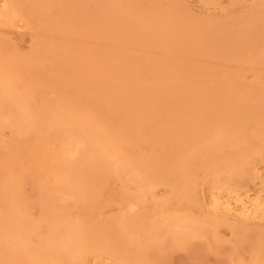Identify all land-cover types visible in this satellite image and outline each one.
Returning <instances> with one entry per match:
<instances>
[{
	"label": "rangeland",
	"instance_id": "374dc122",
	"mask_svg": "<svg viewBox=\"0 0 264 264\" xmlns=\"http://www.w3.org/2000/svg\"><path fill=\"white\" fill-rule=\"evenodd\" d=\"M11 1L13 2L10 3L9 8H17L16 13L15 8H11L14 11L9 10V12H14V16L18 12L19 15L17 18L14 17V23L7 21L9 24L6 21L4 23V19L2 21L0 18V74L5 73V70L8 73L9 68L12 69L8 74L16 91L21 94L26 93V106L31 108L33 118L27 121L28 123L23 122L24 124L20 120L21 125H19L20 118L16 115L15 107L9 106L7 101H4L6 105L4 102L0 103V228L8 227L10 220L20 216L19 214L24 220L27 218L26 221L29 220V224L26 226V233L21 234L25 235L23 238L25 245L21 240V247L26 246V249L29 247V252L20 249L22 254L16 258L14 256L12 261L9 256H7L9 260L4 256L5 252L13 250L15 239L21 237L19 233L17 236L14 229L8 227L4 230L5 237H1L3 242L0 240V243L2 242L0 264H58L57 256L48 258L45 251L43 256L42 249H38L45 243L49 230V219L46 220L44 212L50 215V218L57 220L62 227H69L76 220V223H79L84 241L88 246L84 244L86 249L82 247L71 255L72 258L76 256L72 264H77V261L78 264H116V260L112 259L113 254L111 259H108L107 255L110 258V253L117 251L116 257L120 261L116 258L119 262L117 264L123 261L127 264L133 259L136 261H133V264H144V261L146 264H254L251 261H254L255 253L263 262L264 2L262 1L264 0H206L208 4L204 0L202 2L201 0H124V2L121 0L120 8H128V11L125 10L127 15L134 12L129 16H133L130 20L126 14H123L126 16L123 19L124 11L119 12L120 14L117 12L118 5L110 6L109 1L112 3L113 0H32L31 3L28 0ZM116 2L117 0L115 4ZM110 7L115 9L110 10ZM55 9L56 12H54ZM140 16L141 18L144 16L142 20ZM149 22L152 25H149ZM214 27L218 28L214 29ZM227 106L228 111L231 112L230 119L220 115L217 110ZM200 115L202 117L197 120L195 116ZM57 117L71 120L80 117L83 121L91 122L89 124L96 127V130L98 128V132L102 134L101 142L97 143V139H90L91 145L95 146L97 143L96 147L101 149L108 147V154L115 151V156L120 153L119 158H126V162L125 158L120 159V164L125 168L122 166L123 169L121 168L119 172L106 173L107 170L99 169V171L98 168L97 171V165H94L92 169L86 167L87 169L80 172L79 179L82 180V186L84 185L82 189L87 190L86 192L83 190L87 197L84 192L81 196L73 197L66 191L69 180L63 155L78 146L81 136L75 137L65 131H59L55 122ZM196 120L201 124L196 123ZM212 121L214 122L211 123ZM210 124L217 125V128L223 132L222 139H219V141L222 140L221 145L218 141L215 143L216 146L212 143L217 149L212 144L209 146V142L208 147L205 145L207 148L203 146L208 136L214 131V128L209 130L208 126L213 127ZM222 126H225L224 130ZM163 129H168V132ZM192 131H195L194 134ZM186 132L189 136L183 135ZM183 141L188 143L187 146L185 144L181 147ZM112 142H115V146L118 147L115 148ZM178 142L180 144H177ZM105 143H108L106 147ZM110 144L114 146L113 150ZM192 144L195 157L194 155L189 156L191 159L188 157L189 164L192 166L186 160L184 169L188 177L194 175L190 180L195 193L193 201L190 200L187 206V203L182 204L176 201L180 193V185L176 179L177 171L173 158L181 152L180 150L191 147ZM104 150L106 153V149ZM241 153H243L241 160L245 162L247 159L248 163H253L250 165L245 162L243 165V161L240 160V164L235 165L237 168L239 165L240 172L246 169L247 177L246 174L243 175L245 172L241 174L233 166L234 160L240 159ZM250 153L256 160L252 156V160L248 159ZM257 153H260L262 157L259 156L258 159ZM245 154H249V157ZM243 156L248 158L243 159ZM123 162L131 163L130 167L126 168ZM134 162L135 165L132 164ZM142 162L145 165L141 164ZM168 163L172 164L167 165ZM131 165L135 170L139 167L136 172L141 169V174L140 172L138 174L139 179L135 173L131 172L134 170ZM228 165L236 168L234 170L238 172L230 169ZM145 166L150 167L147 169L148 172ZM186 166H189V171L186 170ZM96 171L106 174L92 173ZM221 172L223 177L224 173L225 176L231 174L232 179L228 176L223 178ZM233 172L240 173L239 176H244L247 182L243 178H235L238 175ZM250 174L255 175V178ZM150 176L154 179L157 176L156 181L160 183L151 192L146 187V179ZM225 178L229 179L227 181L233 180V184L232 181H230L231 184L227 182L226 185L223 184L224 187H221V190L220 186ZM218 179L223 180L221 184L219 183L220 186ZM213 184L215 185L212 186ZM85 186H88L87 189ZM215 187H219L220 190ZM211 189L216 190L221 197V205L217 208L214 207L213 201L211 204L217 214L212 212L214 209L209 205L213 199V195H210L211 191L213 194L216 193ZM4 190L9 191L5 193ZM133 196H139L143 200L131 209L128 203ZM10 199L11 202L14 201V204L8 203ZM232 199L237 200L239 204L234 203ZM245 201L251 208L253 204L261 202L262 209L252 215H246L239 207L241 202ZM11 204L14 208L16 206V212L10 207ZM227 205L230 206L227 207ZM20 208L23 215L19 211ZM130 211H132L131 219L128 220L126 227L123 225L126 223L122 224V228H126L122 230L115 221L120 214H123L122 212L125 214L123 217L129 218ZM185 211L190 212L187 214L188 217L194 216L195 219L186 216V220H191L187 222L184 219L185 215L180 214L181 212L186 214ZM10 214L15 217L9 216ZM171 215H178L179 220ZM211 215L219 219L222 215V221L218 224L216 222L218 219L214 218V220ZM224 218L229 219L228 222L233 224L234 228L236 226L235 231H232L234 229L230 227L232 226L230 223H228L229 226L225 224ZM4 220L8 222L5 224ZM174 220L179 224H175ZM180 220L183 223H180ZM204 220L211 221L213 225L207 223L208 226L203 223ZM197 224H201L198 229L200 232L196 230L198 232L194 233L193 230ZM176 225H180L179 228L183 227L184 230L181 231ZM177 228L179 229L177 232L180 231L179 234H181L180 238L182 235L187 238L186 240L183 238L184 244L176 243V238L172 239V234L168 231ZM111 231L115 234L113 235ZM123 231L125 234H131L127 240ZM27 236L29 238L25 239ZM88 237L90 240L87 239ZM171 239L172 241H169ZM103 244L105 245L102 246ZM107 247L110 249L105 250L108 249ZM121 247L123 250L120 249ZM134 247L137 249L135 250ZM14 250L19 249L15 247ZM257 250L262 253L256 252ZM82 251H85V254ZM123 251L128 254L125 253L124 256ZM139 253L141 255H138ZM130 255L134 258L129 257ZM52 259L54 261H50ZM69 263L70 260H68Z\"/></svg>",
	"mask_w": 264,
	"mask_h": 264
},
{
	"label": "bare ground",
	"instance_id": "6f19581e",
	"mask_svg": "<svg viewBox=\"0 0 264 264\" xmlns=\"http://www.w3.org/2000/svg\"><path fill=\"white\" fill-rule=\"evenodd\" d=\"M17 1V0H16ZM28 1H30V3L31 2H33L32 0H28ZM28 1H24V2H28ZM98 1V0H97ZM104 1V0H103ZM102 1V2H103ZM120 1L121 0H117V2H116V4H115V0H113L112 1V3H111V1H109V4H110V6L112 5H118V6H116V8L118 9V7H119V9H118V13L119 12H122V11H124V12H122V15L123 14H126V12H125V10L126 11H128L127 9L128 8H120V7H122V5L120 4ZM158 1H160V0H158ZM175 1V0H174ZM204 1H206V0H204ZM208 1V0H207ZM206 1V2H207ZM244 1V0H243ZM11 2H13V1H8V0H0V18H2V21H3V19H4V23H5V21L7 22V21H9V22H11V23H14V17H16L17 18V15H19L18 14V12H17V15H13L14 14V12H12V11H14V10H12L11 8H15V7H11V8H9V5H10V3ZM14 2H15V0H14ZM100 2V1H99ZM123 2H124V0H123ZM122 2V3H123ZM200 2H202V0L200 1ZM262 2H264V1H262ZM262 2H260V4H262ZM156 3V2H155ZM177 3V2H176ZM13 4V3H12ZM107 4V3H106ZM109 4H107L106 6H108L109 7ZM120 4V5H119ZM207 4H208V2H207ZM206 4V5H207ZM18 5V4H17ZM33 5H35V4H33ZM54 5V4H53ZM100 5V4H99ZM105 5V4H104ZM103 5V6H104ZM126 5V4H125ZM161 5V4H160ZM50 6H52V5H50ZM55 6V5H54ZM105 6V7H106ZM114 6V7H115ZM211 6V5H210ZM217 6V5H216ZM47 7V6H46ZM104 7V8H105ZM114 7H110V10H112V9H115ZM123 7H125V6H123ZM130 7V6H129ZM212 7V6H211ZM17 8V7H16ZM16 8H15V13H16ZM54 8V7H53ZM112 8V9H111ZM258 8H260V6L258 7ZM262 8V7H261ZM47 9V8H46ZM52 9V8H51ZM61 9V8H60ZM171 9V8H170ZM9 10H12L11 12H9ZM19 10H20V8H19ZM48 10V9H47ZM46 10V13L49 11H47ZM53 10V9H52ZM87 10V9H86ZM108 10H109V8H108ZM130 10H131V8H130ZM259 10V9H258ZM17 11H18V9H17ZM83 11V10H82ZM105 11V13H106V10H104ZM114 11V10H113ZM172 11V10H171ZM50 13H51V11H49ZM54 12H56V9H55V11ZM58 12V11H57ZM81 12V11H80ZM116 12V11H115ZM132 12V11H131ZM41 13V12H40ZM110 13H111V11H110ZM114 13V12H113ZM117 13V14H118ZM128 13V12H127ZM130 13V12H129ZM132 13H134V12H132ZM131 13V14H132ZM169 13V12H168ZM172 13V12H171ZM260 13V12H259ZM263 13V12H262ZM22 14V13H21ZM20 14V15H21ZM42 14H43V12H42ZM52 14H54V13H52ZM56 14V13H55ZM69 14V13H68ZM120 14V13H119ZM131 14H129V15H127L128 16V18H129V20L131 19V18H133V16H131V17H129ZM47 15H49V14H47ZM61 15V14H60ZM113 15H115V14H113ZM257 15V14H256ZM260 15V14H259ZM22 16V15H21ZM41 16V15H40ZM39 16V17H40ZM50 16H52L51 14H50ZM50 16H49V18H50ZM90 16V15H89ZM120 16V15H119ZM124 16V15H123ZM123 16H121V17H123ZM152 16V15H151ZM173 16H174V14H173ZM260 16H263V14L262 15H260ZM260 16H258V17H260ZM22 17H26V16H22ZM43 17V16H42ZM58 17H60V16H58ZM117 17V16H116ZM125 17L126 16H124V18L123 19H125ZM144 17V16H143ZM143 17L141 18V16H140V18H141V20L143 19ZM171 17V16H170ZM15 18V19H16ZM44 18H47V19H49L48 17H44ZM43 18V19H44ZM53 18V17H52ZM51 18V19H52ZM56 18H57V16H56ZM110 18V17H109ZM118 18V17H117ZM116 18V19H117ZM138 19H139V17H137ZM172 18V17H171ZM174 18V17H173ZM19 19H20V16H19ZM25 19V18H24ZM27 19V18H26ZM25 19V20H26ZM137 19V20H138ZM150 19V18H149ZM169 19V18H168ZM250 19V18H249ZM251 19H253L252 17H251ZM260 19V18H259ZM23 20V19H22ZM55 20V19H54ZM121 20V19H120ZM136 20V21H137ZM174 20V19H173ZM261 20V19H260ZM13 21V22H12ZM24 21V20H23ZM111 21V20H110ZM114 21V20H113ZM127 21V20H126ZM170 21V20H169ZM262 21V20H261ZM9 22H7L8 24H9ZM43 22V21H42ZM138 23H140V20H138L137 21ZM151 22V21H150ZM149 22V23H150ZM168 22V21H167ZM248 22H249V20H248ZM253 22V21H252ZM251 22V23H252ZM49 23V22H48ZM119 23V22H118ZM152 23V22H151ZM149 24V25H152V24ZM254 23V22H253ZM264 23V22H263ZM263 23H261V24H263ZM199 24H200V22H199ZM250 24V23H249ZM248 24V25H249ZM254 24H256V23H254ZM0 25H1V23H0ZM197 25V24H196ZM222 25V24H221ZM252 25V24H251ZM260 25V24H259ZM12 26H13V24H12ZM148 26V25H147ZM146 26V28H148ZM217 26V25H216ZM250 26V25H249ZM249 26H248V28H249ZM257 26V25H256ZM138 27V26H137ZM142 27V26H141ZM150 27V26H149ZM157 27V26H156ZM168 27V26H167ZM212 27V26H211ZM226 27V26H225ZM251 27V26H250ZM130 28H132V27H130ZM143 28H145L144 26H143ZM196 28V27H195ZM216 28H218V27H214V29H216ZM221 28V27H220ZM244 28V27H243ZM242 28V29H243ZM245 28H246V26H245ZM252 28V27H251ZM250 28V29H251ZM253 28H255V26H253ZM198 29V28H197ZM160 30V29H159ZM180 30V29H179ZM187 30V29H186ZM190 30V29H189ZM188 30V31H189ZM224 30V29H223ZM241 30V29H240ZM245 30V29H244ZM178 31V30H177ZM198 31V30H197ZM213 31H215V30H213ZM236 31H237V29H236ZM247 31V30H246ZM160 32V31H159ZM163 32V31H162ZM181 32V31H180ZM219 32V31H218ZM165 33V32H164ZM175 33H176V31H175ZM179 33V32H178ZM177 33V34H178ZM207 33V32H206ZM211 33H214V32H211ZM159 34V33H158ZM160 34H161V32H160ZM176 34V35H177ZM191 34V33H190ZM198 34H200V33H198ZM244 34V33H243ZM207 35V34H206ZM156 36V35H155ZM161 36V35H160ZM180 36V35H179ZM183 36V35H182ZM176 37V36H175ZM194 37V36H193ZM198 37H200V36H198ZM202 37V36H201ZM249 37V36H248ZM251 37V36H250ZM252 38V37H251ZM200 39V38H199ZM198 40V39H197ZM206 40V39H205ZM195 42V41H194ZM222 42V41H221ZM232 44H234V43H232ZM224 45V44H223ZM229 45H231V43L229 44ZM220 47H221V45H220ZM35 48V47H34ZM218 48V47H217ZM22 58V57H21ZM72 59V58H71ZM36 60V59H35ZM19 61V60H18ZM15 62H16V60H15ZM30 62V61H29ZM14 65H15V63H13ZM70 64V63H69ZM2 66V65H1ZM5 65H3V67H4ZM9 68V67H8ZM7 68V69H8ZM6 69V68H5ZM14 70V69H13ZM8 71V70H7ZM9 71L11 72L12 71V69L10 70V68H9ZM10 72H8V73H10ZM7 72H6V70H5V73H1L0 74V103H2V102H4V101H7L8 103H9V106H13V107H15V109H16V115L18 116V118H20L19 119V125H21L20 124V120L22 121V123L23 122H27V121H29L31 118H33V114H32V112H30V110H31V108L29 109V108H27L28 106H26L27 104H26V102H27V95H25V94H21V93H18L17 91H16V88H15V86L13 85V83H12V80H11V76H10V74H8ZM13 73V72H12ZM11 73V74H12ZM16 73V72H15ZM228 76V75H227ZM227 76H225V77H227ZM231 76V75H230ZM229 76V77H230ZM226 79V78H225ZM231 79V78H230ZM236 82V81H235ZM233 83V82H232ZM228 86H230V85H228ZM233 94V93H232ZM229 95H230V93H229ZM235 95V94H234ZM244 99V98H243ZM240 101V100H239ZM242 101V100H241ZM246 101V100H245ZM5 103V102H4ZM5 105H6V103H5ZM246 105V104H245ZM244 106V105H243ZM249 106V105H248ZM58 107V106H57ZM69 107H71V106H69ZM68 107V108H69ZM222 107V106H221ZM41 108V107H40ZM43 108V107H42ZM64 108V107H63ZM228 108V106L226 107V108H221V109H217L218 111H219V114L220 115H222V116H224V117H226V118H229L230 119V117H231V112L230 111H228L229 109H227ZM48 109V108H47ZM62 109V108H61ZM66 109V108H65ZM64 109V110H65ZM74 109V108H73ZM72 108H71V110H73ZM213 109V108H212ZM244 109H246V108H244ZM57 111H58V109H56ZM75 110V109H74ZM207 110V109H206ZM205 110V111H206ZM251 111V110H250ZM56 112V111H55ZM67 112V111H66ZM73 112H75V111H73ZM37 113V112H36ZM68 113V112H67ZM206 113V112H205ZM214 113H216V112H214ZM218 113V112H217ZM236 113V112H235ZM40 114V113H39ZM70 114V113H69ZM233 114V113H232ZM38 115V114H37ZM44 114H42V116H43ZM75 115H78V114H76L75 113ZM214 115V114H213ZM241 115H242V113H241ZM258 115V114H257ZM256 115V116H257ZM35 116H36V114H35ZM41 116V115H40ZM55 116V115H54ZM80 116V115H79ZM193 116H194V114H193ZM208 116V115H207ZM217 116V115H216ZM259 116V115H258ZM56 117V116H55ZM62 117V116H61ZM77 117V116H76ZM196 118H197V120L200 118V117H202L201 115L200 116H195ZM218 117V116H217ZM216 117V118H217ZM221 117V116H220ZM247 117V116H246ZM37 118V117H36ZM66 118V117H65ZM70 118H72V116L70 117ZM213 118V117H212ZM219 118V117H218ZM259 118V117H258ZM152 119V118H151ZM222 119V118H221ZM220 119V120H221ZM256 119V118H255ZM33 120V119H32ZM87 120H89V119H87ZM197 120H196V123H198V124H201V123H199V122H197ZM213 120V119H212ZM227 120V119H226ZM258 120V119H257ZM153 121V120H152ZM191 121H192V119H191ZM202 121V120H201ZM206 121H208V120H206ZM217 121H219L218 119H217ZM234 121H236L235 119H234ZM252 121V120H251ZM250 121V122H251ZM259 121V120H258ZM55 122H56V125H57V128H58V130L59 131H65L66 133H68L69 135H74L75 137H76V135H79V137H80V140L78 141V146H76L71 152H68V153H66V154H64L63 155V162L65 163V165H66V169H67V175H68V180H69V182H67V186H66V191L67 192H69V193H71L72 194V196L74 197V195H76V196H81V194L85 191V189H82V187L84 186H82V180H80L79 178H80V172H82L83 170H85V169H92V167H94V165L96 166H98V167H96V170H97V168H98V170L100 169V170H102V171H106V173H110V172H119V170L122 168V166L123 165H121L120 164V162H121V160L122 159H124L125 157H123V158H119L118 157V155L120 154V153H118V155L117 156H115L116 154H115V151L111 154H108V147L107 148H104V149H106V153H105V150L104 149H101V148H97L96 147V144L97 143H99V142H101L100 140V138H101V133H99L98 132V128H97V130H96V127L94 128V127H92L89 123H91V122H87V121H83L82 119H80V117L79 118H75V119H61L60 117L58 118H55ZM155 122V121H154ZM209 122V121H208ZM214 121H212L211 123H213ZM247 122V121H246ZM28 123V122H27ZM26 123V124H27ZM187 123H189V122H187ZM193 123H194V121H193ZM210 123V122H209ZM225 123V122H224ZM24 124V123H23ZM25 124V125H26ZM151 124V123H150ZM195 124V123H194ZM216 124H218V123H216ZM229 124V123H228ZM238 124V123H237ZM248 124V123H247ZM29 125V124H28ZM32 125H33V123H32ZM93 125V124H92ZM209 125V124H208ZM210 125H212V124H210ZM219 125V124H218ZM226 125H227V123H226ZM242 125V124H241ZM257 125H258V123H257ZM31 126V125H30ZM181 126V125H180ZM191 126H193V124L191 125ZM190 126V127H191ZM207 126V125H206ZM213 127H210V126H208V128H210L209 130H211V128H212V130H213V128H214V131H212V133L208 136V139H207V142H202L203 143V146L204 147H208V145L207 144H209V146H212L213 144L212 143H214V145H215V143H216V141H218V143L220 144V142L222 141V140H220L219 141V139L222 137V135H223V132L220 130V128H217V125H212ZM234 126V125H233ZM189 127V126H188ZM223 127L225 128V126H222V129H223ZM227 127V126H226ZM242 127H244V126H242ZM184 128V127H183ZM203 128H204V126H203ZM207 128V129H208ZM169 129H171V128H169ZM180 129V128H179ZM190 129V128H189ZM189 129H187V130H189ZM192 129V128H191ZM206 129V131H208ZM245 129V128H244ZM258 130H259V128H257ZM166 130V129H165ZM164 129H163V131H165ZM196 130H198V129H196ZM224 130V129H223ZM103 131V130H102ZM163 131H161V132H163ZM182 131H183V129H182ZM228 131V130H227ZM166 132H168V129L166 130ZM169 132H171V130L169 131ZM195 132V131H194ZM194 132L192 131V133L194 134ZM203 131H202V129H201V134H203L202 133ZM230 132H232V131H230ZM254 132H256V131H254ZM104 133V132H103ZM184 133V132H183ZM198 133V132H197ZM200 133V132H199ZM235 133H236V131H235ZM252 133V132H251ZM187 134V132L185 133V134H183V135H186ZM189 134V133H188ZM187 134V135H188ZM200 134V135H201ZM254 135H255V133H253ZM105 135V134H104ZM162 136H163V134H161ZM170 135H171V133H170ZM179 135V134H178ZM177 135V136H178ZM186 135V136H187ZM192 135V134H191ZM207 135V134H206ZM251 135V134H250ZM259 135H260V133H259ZM107 136H108V134H107ZM110 136V135H109ZM189 136V135H188ZM194 136V135H193ZM192 136V138H194ZM202 136V135H201ZM237 136V135H236ZM164 137V136H163ZM166 137H168L167 135H166ZM165 137V138H166ZM180 137V136H179ZM196 137V136H195ZM109 138H111V137H109ZM108 138V139H109ZM176 138H178V137H176ZM182 138V137H181ZM189 138V137H188ZM188 138H186V140L188 139ZM191 138V137H190ZM90 139H94V140H96L97 139V143L95 144V146L94 145H91V143H92V141L90 142ZM103 139V138H102ZM104 139H105V137H104ZM103 139V140H104ZM113 139V138H112ZM171 139V138H170ZM173 139V138H172ZM196 139V138H195ZM204 139V138H203ZM222 139V138H221ZM102 140V141H103ZM107 140V139H106ZM105 140V141H106ZM114 140V139H113ZM113 140H111V141H113ZM199 140V139H198ZM198 140H196L197 142H198ZM205 140V139H204ZM245 140V139H244ZM258 140V139H257ZM109 141V140H108ZM176 142L178 141L177 139L175 140ZM188 141V140H187ZM193 141V140H192ZM230 141V140H229ZM262 141V140H261ZM189 142H191V141H189ZM209 142V143H208ZM235 142V141H234ZM244 142H246V141H244ZM110 143V142H109ZM193 143V142H192ZM201 143V144H202ZM102 143H100V145H101ZM107 144L108 143H105L104 144V146L106 147L107 146ZM112 144L115 146V142L113 143L112 142ZM112 144H110V145H112ZM177 144H180L179 142L177 143ZM186 144V142H184L183 141V146H181V147H184V145ZM188 144V143H187ZM187 144H186V146H187ZM212 144V145H211ZM238 144V143H237ZM241 143H239L238 145H240ZM247 144V143H246ZM98 145V144H97ZM99 145V146H100ZM110 145H108V146H110ZM112 145V150L114 149V146ZM117 145V144H116ZM191 145V144H190ZM196 145H197V143H196ZM199 146H200V143L198 144ZM206 145V146H205ZM214 145H213V147H214ZM221 145V144H220ZM234 145V144H233ZM237 145V146H238ZM242 145V144H241ZM244 145V144H243ZM242 145V146H243ZM103 146V145H102ZM101 146V147H102ZM185 146V147H186ZM189 146V145H188ZM202 146V147H203ZM216 146V145H215ZM219 146V145H218ZM217 146V147H218ZM237 146H235V147H237ZM247 146V145H246ZM249 146H250V143H249ZM116 147H118V146H115V148ZM192 147V148H191ZM191 147H188V148H185V149H183V150H180L181 152L177 155V156H173L174 158H173V164L175 165V167H176V171H177V180H178V182H179V185H180V193H179V195H178V197H177V200L176 201H178L179 203H182V204H186L187 203V206H188V202L190 201V200H192L193 201V196H194V193H195V191H193V187H192V183H191V180L190 179H193V176H191L190 177V175H189V177H188V174H187V172L185 173V162H186V160H187V163L189 164L190 163V160H189V158L191 159V157H189V156H193L194 155V150H192V149H194L193 148V144H192V146ZM206 147V148H207ZM220 147V146H219ZM110 148V147H109ZM211 149H212V147H210ZM214 148H216V147H214ZM238 148V147H237ZM236 148V149H237ZM241 148V147H240ZM254 148V147H253ZM108 149V150H107ZM196 149V148H195ZM198 149H200V148H198ZM204 149V148H203ZM217 149V148H216ZM115 150H117V149H115ZM247 150V149H246ZM251 150V149H250ZM249 150V151H250ZM258 150V149H257ZM120 151V149L118 150V152ZM253 151H254V149H253ZM202 152V151H201ZM200 152V153H201ZM207 152H208V150H207ZM206 152V153H207ZM242 152V151H241ZM192 153V154H191ZM196 153V152H195ZM210 153V152H209ZM232 153V152H231ZM238 153V152H237ZM191 154V155H190ZM251 154V153H250ZM260 154V153H259ZM258 153H257V156H258V159L260 158V157H262V155H259ZM197 155V154H196ZM201 155V154H200ZM229 155H230V153H229ZM242 155H243V153H241V155H240V159H236V157H235V159L237 160V162H236V160H234V162L236 163V164H234V162H233V166H235V165H237V164H240L239 162H240V160H241V157H242ZM249 155V154H248ZM247 154H245V156H248ZM132 156V155H131ZM203 156V155H202ZM239 156V155H238ZM245 156H243V159H246V158H248L249 156H250V158H248V159H251V156H252V158L253 159H255L254 157H253V154H251V155H249L248 157H245ZM260 156V157H259ZM189 157V158H188ZM194 157H195V155H194ZM224 157V156H223ZM233 157V156H232ZM256 157V156H255ZM264 157V156H263ZM117 158H119V160L117 159ZM167 158V157H166ZM170 158V157H169ZM188 158V159H187ZM207 158V157H206ZM234 158V157H233ZM127 159H128V157H127ZM193 159V158H192ZM257 159V161H262V160H258ZM263 159V158H262ZM143 160V159H142ZM188 160H189V162H188ZM194 160V159H193ZM252 160V159H251ZM256 160V159H255ZM254 160V161H255ZM128 161V160H127ZM131 161V160H130ZM133 161V160H132ZM226 161H227V159H226ZM241 161H243V160H241ZM256 161V162H257ZM125 162H126V158H125ZM163 162V161H162ZM167 162V161H166ZM203 162H204V160H203ZM230 162V161H229ZM246 163H248L249 161L246 159V161H245ZM244 161L242 162V164L244 165V163H245ZM252 162V161H251ZM255 162V163H256ZM263 162H264V160H263ZM124 163V162H123ZM127 163H129V162H127ZM136 163H137V161H136ZM139 163H140V161H139ZM217 163V162H216ZM125 164V163H124ZM129 164H131V163H129ZM129 164H125L126 165V168L127 167H130L129 166ZM132 164H134L135 165V162L134 163H132ZM141 164H144V162H142ZM162 164V163H161ZM169 164H172V163H168L167 165H169ZM209 164V163H208ZM229 164V163H228ZM248 164H250V163H248ZM259 164V163H258ZM264 164V163H263ZM128 165V166H127ZM140 165V164H139ZM145 165V164H144ZM144 165H142V166H144ZM165 165V164H164ZM166 165V166H167ZM187 165V164H186ZM189 165H191V164H189ZM222 165V164H221ZM231 165V164H230ZM230 165H228L229 166V168L230 169H232L233 171H235L234 169H236V168H231V167H233V166H230ZM250 165H253V163L252 164H250ZM91 166V168H89ZM132 166V165H131ZM147 166V165H146ZM145 166V167H146ZM192 166V165H191ZM228 166H227V168H228ZM87 167V168H86ZM124 167V166H123ZM134 166H132V168H133ZM136 167H137V165H136ZM168 167H170V166H168ZM167 167V168H168ZM172 168H173V165L171 166ZM170 167V168H171ZM210 167V166H209ZM208 167V168H209ZM125 168V167H124ZM148 168H150L149 166H148ZM147 167H146V171H147V169H148ZM186 170H188V168H189V166L187 167L186 166ZM220 168V167H219ZM218 168V169H219ZM243 168H245V166L243 167ZM242 168V169H243ZM123 169V168H122ZM134 169V168H133ZM132 169V170H133ZM138 169H139V167H138ZM138 169H136V170H138ZM145 169V168H144ZM196 169V168H195ZM217 169V170H218ZM226 169V168H225ZM230 169H228L229 170V172H230ZM249 169L250 168H248V171H249ZM252 169V168H251ZM97 170V171H98ZM99 170V171H100ZM135 170V169H134ZM131 171V172H133V173H135V175H137L138 176V179L140 178V176L138 175L139 174V172H140V174H141V169H140V171L139 172H136V170L135 171ZM151 170V169H150ZM161 171H162V169H160ZM190 170V169H189ZM188 170V171H189ZM210 170V169H209ZM237 170L240 172V170H241V168H239V165H238V168H237ZM246 170V169H245ZM245 170H243L242 172H245ZM92 172V173H95V174H101V172ZM121 171V170H120ZM145 171V170H144ZM143 171V172H144ZM222 171H224V169L222 170ZM238 171H235V172H238ZM148 172V171H147ZM146 172V173H147ZM168 172V171H167ZM171 172V171H170ZM173 172H175V171H173ZM212 172V171H211ZM229 172H228V174H229ZM235 172H233V173H235ZM242 172H240L241 174H242ZM247 172V171H246ZM246 172L245 173H243V175L244 174H246ZM250 172V171H249ZM102 173H104V174H106L105 172H102ZM169 173V172H168ZM222 173V172H221ZM240 173H235L236 175H238V176H236L235 178H239L240 176ZM251 173V172H250ZM143 174V173H142ZM192 174V173H191ZM235 174H232V175H234L235 176ZM87 175H89V174H87ZM102 175V174H101ZM108 175V174H107ZM116 175V174H115ZM114 175V176H115ZM169 175V174H168ZM172 175V174H171ZM170 175V177L172 178V176ZM205 175V174H204ZM226 174L224 173V177H226L227 178V176H225ZM250 175H252V174H250ZM258 175V174H257ZM160 176V175H159ZM176 176V175H175ZM248 175L246 174V177H247ZM253 176V175H252ZM251 176V177H252ZM255 176V175H254ZM253 176V177H254ZM115 177H117V175L115 176ZM169 177V178H170ZM219 177V176H218ZM222 177H223V173H222ZM223 177V178H224ZM229 178H231V174H230V176H228ZM244 177V176H243ZM243 177H240V178H243ZM86 178V177H85ZM156 178H157V176H156ZM156 178L154 179V177H149V178H147L146 179V187L148 188V191H152L156 186H157V184L159 185L160 183H159V181L157 182L156 181ZM226 178L225 179H223L224 180V182H222L221 180H217V181H219L218 182V185L220 186V184H221V182H222V184H221V186H220V188L221 187H224L223 186V184H227V182H228V184H233V180H231L230 179V181H232L231 183H230V181H227V180H229V179H227L226 180ZM239 178V179H240ZM245 178V177H244ZM243 178V179H244ZM249 178V177H248ZM255 178V177H254ZM87 179V178H86ZM158 179V178H157ZM196 179V178H195ZM222 179V178H221ZM208 180V179H207ZM225 180H226V182H225ZM235 180H237L238 182L240 181V180H238V179H235ZM250 180V179H249ZM252 180H253V178H252ZM77 181V182H76ZM204 181V180H203ZM216 181V182H217ZM241 181H242V179H241ZM244 181H245V179H244ZM253 181H255V180H253ZM258 181V180H257ZM243 182V181H242ZM245 182H247V180L245 181ZM252 182V181H251ZM220 183V184H219ZM249 183V182H248ZM193 184H194V182H193ZM243 184V183H242ZM241 184V185H242ZM246 184V183H245ZM195 185V184H194ZM215 184H213L212 186H214ZM217 185V184H216ZM196 186V185H195ZM229 186H231V185H229ZM234 186V185H233ZM239 186V185H238ZM88 187V186H87ZM87 187L85 186V188L87 189ZM226 187V186H225ZM232 187V186H231ZM240 187V186H239ZM239 187H236V188H239ZM243 187V186H242ZM241 187V188H242ZM245 187H246V185H245ZM254 187V186H253ZM213 188V187H212ZM216 189L217 188H219V187H215ZM220 188H219V190H220ZM252 188V187H251ZM225 189V188H224ZM263 189V188H262ZM84 190V191H83ZM211 190H214V189H211ZM221 190H222V188H221ZM241 190V189H240ZM5 191V190H4ZM7 191H9V190H7ZM7 191H5V193L7 192ZM13 191H14V189H13ZM13 191H11V192H13ZM87 191V190H86ZM85 191V192H86ZM216 190H214V192H215ZM244 191H245V189H244ZM252 191V190H251ZM85 192H84V194H85ZM212 192V194L210 193V195H213V199L210 201L211 203L209 204V205H211L212 204V201H213V205H214V207L215 208H217L219 205H221L220 203H221V197H220V195L217 193V191H216V193H214L213 194V191H211ZM223 192V191H222ZM221 192V193H222ZM230 192V191H229ZM234 192V191H233ZM253 192H254V190H253ZM220 193V194H221ZM227 193V192H226ZM226 193H225V195H226ZM256 193H257V191H256ZM3 194V193H2ZM241 194H243V193H241ZM247 194H248V192H247ZM251 194V193H250ZM253 194V193H252ZM258 194V193H257ZM88 195V194H87ZM229 195V194H228ZM227 195V196H228ZM255 195V194H254ZM261 195V194H260ZM85 196H86V194H85ZM233 196V195H232ZM237 196V195H236ZM235 196V197H236ZM253 196V195H252ZM252 196H250L251 198H252ZM8 197H10V195L8 196ZM13 197V196H12ZM87 197V196H86ZM254 197V196H253ZM261 197H263V196H261ZM14 198V197H13ZM12 198V199H13ZM224 198H225V196H224ZM238 198V197H237ZM255 198V197H254ZM257 198V197H256ZM79 199H82V198H80L79 197ZM226 199V198H225ZM230 199H231V197H230ZM235 199V198H234ZM240 199V198H239ZM238 199V200H239ZM15 200V199H14ZM83 200H84V196H83ZM143 200V198H141V197H139V196H133V197H131V200L129 201V205H130V207L129 208H131V209H134L136 206H137V203L138 202H140V201H142ZM195 200H196V198H195ZM233 200V199H232ZM232 200H231V202H232ZM252 200H253V198H252ZM251 200V201H252ZM259 200V199H258ZM9 201V200H8ZM7 201V202H8ZM223 201V200H222ZM234 201V200H233ZM246 201H247V199H246ZM241 202V206H239V207H241V209L244 211V214H246V215H252V214H254V213H256V212H258V210H260V209H262V206L263 205H261V202L260 203H258V204H253V206H252V208H251V206L250 205H248V203L247 202ZM260 201V200H259ZM225 202V201H224ZM236 202V204H239V203H237V200L236 201H234V203ZM249 202V201H248ZM264 202V201H263ZM8 203H13L14 204V201L12 200V202H11V199H10V202H8ZM18 203V202H17ZM17 203H15V204H17ZM191 203H193V202H191ZM191 203H189V204H191ZM257 203V202H256ZM13 204H11V208H13V210L16 208V206H15V208H14V205ZM225 204H226V202H225ZM227 204H228V202H227ZM232 204V206H233V203H231ZM230 204V205H231ZM13 205V206H12ZM193 205H194V203H193ZM208 205V206H209ZM230 205H227V207L228 206H230ZM20 206V205H19ZM198 206V204L196 205V207ZM212 206V205H211ZM225 207H226V205H224ZM236 206V205H235ZM178 206H176V208H177ZM183 207H185V206H183ZM210 207V206H209ZM237 207V206H236ZM127 207H125V209H126ZM128 208V209H129ZM181 208V207H180ZM194 208V207H193ZM192 208V209H193ZM206 208V207H205ZM211 208V207H210ZM212 208H213V206H212ZM211 208V209H212ZM215 208H213L214 209V211H212L211 209H210V211H212V212H215ZM234 208V207H233ZM227 209V208H226ZM237 209V208H236ZM9 210V209H8ZM12 210V209H11ZM21 210V208L19 209V211ZM127 210V209H126ZM125 210V211H126ZM176 210V209H175ZM174 210V211H175ZM187 210V209H186ZM194 210V209H193ZM219 209H217V211H218ZM234 210V209H233ZM15 212H16V209L14 210ZM177 211H178V209H177ZM192 211V210H191ZM207 211H208V207H207ZM223 211V210H222ZM230 211V210H229ZM235 211V210H234ZM239 211V210H238ZM131 212L132 211H130V214H131ZM170 212H172V211H170ZM176 212V211H175ZM180 212V211H179ZM193 212V211H192ZM209 212V211H208ZM9 213H10V210H9ZM11 213H13L14 214V212H11ZM20 213H22V215H23V212L22 211H20ZM123 214H124V212H122ZM178 213V212H177ZM184 213V212H183ZM182 212L180 213V214H182V215H185V217H184V219L186 220V216L188 217V215L187 214H190V212H186L185 211V213L186 214H183ZM194 213H195V211H194ZM216 213V212H215ZM220 213H221V211H220ZM226 213V212H225ZM44 214H45V217H46V220H47V218L49 219V230H48V236L46 237V241H44L45 243H43L42 244V248H40V247H38V249H42V252H43V256H44V251H45V254L47 253V256H48V258H49V256H53L52 258H54V257H56V259L58 260V264H68V260H70V263L69 264H72V262L74 261L73 260V258L74 257H76V256H73V258H72V256L71 255H73V253H75L76 251H78V250H80L82 247L84 248V249H86V247L88 246V244L86 245V243H85V241H84V239L85 238H83V232L81 231V228H80V225H79V223H76L77 222V220H76V222L73 224V225H71V226H69V227H62L60 224H59V222L57 221V220H55V219H52V218H50V215H47L46 214V212H44ZM44 214H42V217H44ZM123 214H120V216H119V218H118V220H113V221H115L119 226H120V228H122V224L123 223H126V224H123L124 226L126 225L127 226V223H129L128 222V220L129 219H131V216H132V214L131 215H129L130 217L128 218V214L126 215L127 217L125 218V217H123V216H125V214L123 215ZM173 214H174V212H173ZM211 214H213V213H211ZM217 214V213H216ZM215 214V215H216ZM232 214V213H231ZM20 216H16V218H14V220H10V222H9V226L8 227H10V229L12 228V229H14V232L16 231L17 232V236H18V233L21 235V234H23L24 232H25V229H26V226H28L27 224H29V220H27L28 221V223H27V221H26V219L24 220L23 219V217L21 216V214H19ZM191 215H192V213H191ZM206 215V214H205ZM215 215H211L212 217H213V219L215 218V219H218V220H216V222L218 223H220V221H222V215H221V218L219 219L218 217H216ZM239 215V214H238ZM257 215V214H256ZM9 216H11V217H13L14 215H9ZM9 216H8V218H9ZM170 216V215H169ZM172 216V215H171ZM176 218H175V217ZM174 216H172L173 218H175L176 220H179V218H177V216L176 215H174ZM181 216V215H180ZM215 216V217H214ZM225 216V215H224ZM262 216V215H261ZM15 217V216H14ZM44 217V218H45ZM120 217H122V218H120ZM171 217V218H172ZM182 217V216H181ZM189 217H191V219H195L194 218V216H190L189 215ZM188 217V218H189ZM212 217H210V218H212ZM250 217V216H249ZM248 217V218H249ZM124 218L126 219V220H124ZM201 218V217H200ZM204 218V217H203ZM207 218V217H206ZM209 218V217H208ZM228 218H230V217H228ZM252 218V217H251ZM254 218V220H255V217H253ZM11 219V218H10ZM121 219H123V220H121ZM184 219L183 218H181V220L182 221H184ZM214 219V220H215ZM243 219H244V217H243ZM7 220H9V219H7ZM7 220H4V223L6 222H8ZM176 220H174V221H176ZM180 220V221H181ZM203 219L201 218V221H202ZM224 220H225V224H227L228 225V223H230V222H228V220H227V218H224ZM240 221H242L241 219H239ZM258 220V219H257ZM122 221H124V222H122ZM180 222V223H183V222ZM187 222H189V221H191L190 219H189V221L188 220H186ZM193 221H195V220H193ZM199 221H200V219H199ZM230 221V220H229ZM237 221V220H236ZM248 220H246V222H247ZM251 221H253V220H251ZM260 221V220H259ZM73 222V221H72ZM196 222V221H195ZM211 222V221H210ZM210 222H208V220H204L203 221V223H210ZM216 222H215V225H216ZM258 222V221H257ZM1 223V222H0ZM5 223V224H6ZM179 224L177 221L175 222V224ZM197 223H198V220H197ZM212 223H213V221H212ZM218 223V224H219ZM233 223V222H232ZM3 224V223H2ZM1 224V225H2ZM81 224H82V222H81ZM205 224V225H206ZM211 224V223H210ZM223 224V223H222ZM231 224V223H230ZM229 224V225H230ZM264 224V223H263ZM185 225V224H184ZM208 225V224H207ZM211 225H213V224H211ZM228 225V226H229ZM232 226H230V227H232L234 230H232V231H235L236 229V226H235V228H234V226H233V224H231ZM125 226V227H126ZM176 226H178V225H176ZM180 226V225H179ZM179 226H178V228H179ZM182 226V225H181ZM200 226H201V224H197L196 225V227L194 228V233H197L198 231L200 232V230H198L199 228H200ZM203 226V225H202ZM209 226V225H208ZM8 227H2V228H0V240L2 241V239H1V237H5V235H6V232L4 231L5 229H7ZM82 227H83V225H82ZM112 227V226H111ZM222 227V226H221ZM118 228V227H117ZM116 228V229H117ZM119 228V229H120ZM172 229L171 231H170V229L168 230L169 231V233H171L172 234V239H174L175 240V238H176V243H182L183 241L182 240H184L186 237L184 236V235H182V238H180V235L181 234H179V232H177V230H184V229H182V228H179V229ZM229 228V227H228ZM123 229H126V228H122V230ZM215 229V228H214ZM260 229V228H259ZM196 230H198V231H196ZM201 230H202V228H201ZM240 230H242V228L240 229ZM260 230H262V229H260ZM86 231V230H85ZM96 231V230H95ZM109 231V230H108ZM250 231V230H249ZM4 232H5V234H4ZM11 232V231H10ZM112 232V231H111ZM119 232H121V231H119ZM119 232H117V233H119ZM244 232V231H243ZM245 232H246V230H245ZM26 233V232H25ZM100 233V232H99ZM123 233L125 234V232L123 231ZM167 233V232H166ZM166 233L163 235V237H165V235H166ZM15 234V233H14ZM97 234V233H96ZM109 234V233H108ZM112 234H113V232H112ZM114 234H115V232H114ZM113 234V235H114ZM130 234V233H129ZM129 234H125V237H126V240H127V237L129 238L130 236H131V234H130V236H129ZM171 234H170V236H171ZM241 234V233H240ZM11 235V234H10ZM120 236H121V234H119ZM127 235V236H126ZM247 235V234H246ZM88 236V235H87ZM100 236V235H99ZM117 236V235H116ZM115 236V237H116ZM123 236V235H122ZM121 236V237H122ZM13 237V236H12ZM15 237V236H14ZM13 237V238H14ZM22 237V238H21ZM21 237L19 236V237H17L15 240L17 241H14V244H15V246L13 245V243H12V241H11V244L13 245V247L15 248V247H17V249H19V250H17V251H15L14 250V248H13V250H11L10 249V251L8 250L7 252H5V254H4V256H9L10 257V261H12V258L15 256V258H16V256H20L21 254H22V252L20 251V249L22 250L23 249V251L25 252H29V247H28V249H26V246H23V247H21V240H23V242H24V245H25V240L23 239L24 237H25V235H21ZM92 237H93V235H92ZM110 237H111V235H110ZM120 237V238H121ZM11 238V237H10ZM13 238H11V239H13ZM29 237L27 236V238H25V239H28ZM184 238V239H183ZM87 239H89V237L87 238ZM93 239H95V238H93ZM92 239V240H93ZM136 239V238H135ZM172 239L171 240H169V241H172ZM181 239V240H180ZM187 239V238H186ZM185 239V240H186ZM246 239V238H245ZM262 239V238H261ZM5 240V239H4ZM14 240V239H13ZM90 240V239H89ZM89 240H88V242H89ZM123 240V239H122ZM167 240V239H166ZM178 240H180V241H178ZM117 241V240H116ZM119 242H121L120 240H118ZM140 241V240H139ZM138 241V242H139ZM157 241V240H156ZM3 242V241H2ZM1 242V243H2ZM96 242H97V240H96ZM175 242V241H174ZM0 243V245L2 246V244ZM4 243H5V241H4ZM27 243V242H26ZM108 243V242H107ZM127 243H129L130 244V242H128L127 241ZM185 243V241L182 243V244H184ZM7 244V243H6ZM84 244H85V246H84ZM98 244V243H97ZM138 244V243H137ZM137 244H136V247H137ZM4 245V244H3ZM8 245V244H7ZM37 245V244H36ZM41 245V244H40ZM39 245V246H40ZM96 245V244H95ZM105 244H103L102 246H104ZM141 245V244H140ZM38 246V245H37ZM94 246V245H93ZM97 246H99V244L97 245ZM152 246V245H151ZM5 247H8V246H6L5 245ZM11 247V246H10ZM91 247V246H90ZM126 247H128V246H126ZM136 247H134V249L136 250L137 248ZM141 247V246H140ZM148 247H150L149 245H148ZM36 248V247H35ZM91 248H93V247H91ZM105 248V247H104ZM108 249H105V250H109L110 248L109 247H107ZM102 249V248H101ZM120 249H122V247L120 248ZM142 249H144V248H142ZM260 249V248H259ZM4 251H6L5 249H3ZM35 250V249H34ZM37 250V249H36ZM123 250V249H122ZM145 250V249H144ZM143 250V251H144ZM102 251V250H101ZM113 251H114V249H113ZM128 251V250H127ZM132 251V250H131ZM142 251V252H143ZM31 252V251H30ZM83 252V251H82ZM103 252V251H102ZM118 252V251H117ZM117 252H112V253H110V258H109V255H107V257H108V259H111V257H112V255L111 254H113V257L114 258H112L113 260L115 259L116 261V264L117 263H119L120 261H119V258L118 257H116V256H118V254H117ZM134 252V251H133ZM136 252V251H135ZM140 252V251H139ZM256 252H258V253H262V252H260V251H256ZM34 253V252H33ZM32 253V254H33ZM36 253L38 254V252L36 251ZM35 253V254H36ZM39 253H40V250H39ZM84 254H85V251L83 252ZM87 253V252H86ZM90 253V252H89ZM99 253V252H98ZM121 254L120 255H122V252H120ZM123 253H124V251H123ZM125 253H127L128 254V252H125ZM125 253H124V256H125ZM130 253H132V252H130ZM2 254V253H1ZM36 254V255H37ZM93 254H94V252H93ZM102 254V253H101ZM116 254V255H115ZM134 254V253H133ZM132 254V255H133ZM144 254H145V252H144ZM26 255H27V253H26ZM75 255V254H74ZM120 255H119V257H120ZM132 255H130L129 257H131ZM138 255H141L140 253L138 254ZM29 256H31V255H29ZM39 256H40V254H39ZM41 256H42V254H41ZM69 256H70V259H69ZM123 256V255H122ZM126 256H128V255H126ZM254 256V261H251V262H254V264H264V260H263V262L258 258V254H254L253 255ZM260 256V255H259ZM9 257H7V259L9 260ZM128 257V258H129ZM133 257V256H132ZM15 258H14V260H15ZM25 258V257H24ZM32 258H33V256H32ZM31 258V260L33 261V259ZM47 258V259H48ZM118 259V261H117V259ZM122 257H120V259H121ZM134 258V257H133ZM142 258V257H141ZM263 258H264V256H263ZM2 259V258H1ZM5 259V258H4ZM40 259V258H39ZM79 259V258H78ZM101 259V258H100ZM107 259V260H108ZM125 259V258H124ZM136 259V258H135ZM7 260V261H8ZM24 260V259H23ZM29 260H30V258H29ZM44 260V259H43ZM38 262H39V260H37ZM40 261H41V259H40ZM45 261V260H44ZM44 261L42 262V263H44ZM50 261H54V259H52V260H50ZM49 261V262H50ZM80 261V260H79ZM122 261H123V258H122ZM121 261V262H122ZM125 261H126V259H125ZM133 261H134V259H133ZM133 261L132 262H130V263H127V264H133ZM30 262V261H29ZM28 262V263H29ZM34 262V261H33ZM46 262H47V260H46ZM56 262V261H55ZM101 262H102V260H101ZM134 262H136V261H134ZM138 262H140V260L138 261ZM137 262V263H138ZM74 263V262H73ZM109 263V262H108ZM144 264H146V262L144 261L143 262ZM41 264V263H40ZM45 264V263H44ZM52 264V263H51ZM55 264V263H54ZM77 264H78V261H77ZM120 264H125L124 263V261L122 262V263H120ZM251 264H253V263H251Z\"/></svg>",
	"mask_w": 264,
	"mask_h": 264
}]
</instances>
